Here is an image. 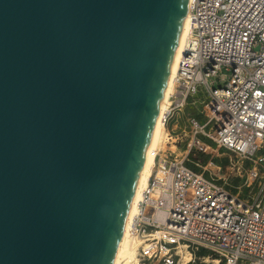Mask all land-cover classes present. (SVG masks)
Returning a JSON list of instances; mask_svg holds the SVG:
<instances>
[{
	"label": "water",
	"instance_id": "obj_1",
	"mask_svg": "<svg viewBox=\"0 0 264 264\" xmlns=\"http://www.w3.org/2000/svg\"><path fill=\"white\" fill-rule=\"evenodd\" d=\"M189 0H0V264H113Z\"/></svg>",
	"mask_w": 264,
	"mask_h": 264
},
{
	"label": "built area",
	"instance_id": "obj_2",
	"mask_svg": "<svg viewBox=\"0 0 264 264\" xmlns=\"http://www.w3.org/2000/svg\"><path fill=\"white\" fill-rule=\"evenodd\" d=\"M187 14L164 146L130 223L137 262L206 250L264 264V0H189Z\"/></svg>",
	"mask_w": 264,
	"mask_h": 264
},
{
	"label": "bare ground",
	"instance_id": "obj_3",
	"mask_svg": "<svg viewBox=\"0 0 264 264\" xmlns=\"http://www.w3.org/2000/svg\"><path fill=\"white\" fill-rule=\"evenodd\" d=\"M189 32H190V21L188 18V14L186 13L182 24V29L180 32L175 56L172 62V67L170 69L169 77L167 80V85L165 87L162 101L160 104L158 116L156 118L154 129L148 145L147 153L145 155V159L140 171L137 188L131 202L126 225L121 235L117 256L113 264H138L137 262L138 247L136 246V243L134 242L130 234V223L132 222L133 217L137 212L138 205L141 202L143 189L147 186L148 181L152 176V171L154 167L153 151L159 148V146L162 144L165 138L166 128L164 127L163 124V115L166 109L169 107L168 98L174 88V79L178 72L180 59L182 58L183 55L182 46Z\"/></svg>",
	"mask_w": 264,
	"mask_h": 264
},
{
	"label": "rangeland",
	"instance_id": "obj_4",
	"mask_svg": "<svg viewBox=\"0 0 264 264\" xmlns=\"http://www.w3.org/2000/svg\"><path fill=\"white\" fill-rule=\"evenodd\" d=\"M162 146H164L163 142H162V144L159 147H162ZM221 161H224V157H217L216 158V162L217 163L221 162ZM210 255H211V253H208V256H210ZM217 260H219V258H216V256L211 257L209 260L207 259V257H205V259H199V257H197L195 259V263L194 264H217L216 262H213V261H217Z\"/></svg>",
	"mask_w": 264,
	"mask_h": 264
},
{
	"label": "trees",
	"instance_id": "obj_5",
	"mask_svg": "<svg viewBox=\"0 0 264 264\" xmlns=\"http://www.w3.org/2000/svg\"><path fill=\"white\" fill-rule=\"evenodd\" d=\"M199 256H200V257H207V256H208V251H206V250H201V252L199 253ZM220 264H223V263H220Z\"/></svg>",
	"mask_w": 264,
	"mask_h": 264
}]
</instances>
